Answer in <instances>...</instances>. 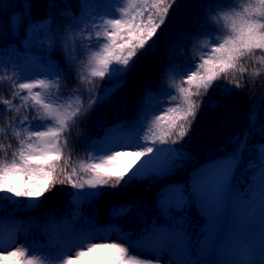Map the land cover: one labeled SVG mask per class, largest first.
I'll return each instance as SVG.
<instances>
[{"label":"snow or ice","instance_id":"obj_1","mask_svg":"<svg viewBox=\"0 0 264 264\" xmlns=\"http://www.w3.org/2000/svg\"><path fill=\"white\" fill-rule=\"evenodd\" d=\"M173 3L175 0H140L138 4H131L133 10L130 11L125 0H117L110 4V11L97 12L95 16L88 10L98 6L82 4L83 14L78 24L86 23L88 28L65 41L68 67L71 70L79 63L78 48L87 49L91 53L84 66L87 75L79 76L80 83L91 85L95 77L115 80L100 95H92L88 90L89 111L123 86L135 59L154 40ZM211 20L218 33L207 38L209 43L203 46L205 50L197 63L185 70L180 84L164 97L159 111L153 113L147 133L121 139L109 134L108 139L103 140L104 146L98 144L86 149L85 160L75 165L72 152L66 154L65 149L71 135L70 126L85 112V99L89 97H81L78 90L62 92L66 77L61 74L63 70L55 67L50 68L44 78H36L25 77L16 68L9 75L7 64H0V82L7 78L11 89V98L4 99L0 95V105L9 115L15 113L7 124L9 135L18 141L10 158L11 143H0V209L17 201H23L27 208L38 207L42 198L57 185L69 186L74 190V197L90 193L87 200L81 201L90 203L102 197L105 188L126 189L133 182L144 181L153 184L175 174L183 162L191 158V153L169 144H181L189 137L192 124L205 103L202 97L222 77L232 85L222 88L225 96L241 88L239 80L234 84L232 80L237 72L241 77L248 73L249 69L240 63L245 58L252 61L256 76L264 67V55H256L257 51L264 53V0L248 6L234 0L233 5L213 11ZM43 23L37 22V27ZM208 106L215 109L219 105L213 102ZM121 148L137 150H119ZM261 157V167H264V152ZM225 161L232 171L235 154ZM214 167L226 168L221 164ZM205 174L197 171L183 186L169 184L158 190L156 203L160 215L155 222L146 224L136 238V241L151 239L150 247L132 243L131 237L124 233L112 239L90 220L86 228L67 224L61 227L55 221H46L38 228L39 240L32 239L16 247L19 229L6 230L2 225L8 218H0V264H161V255L169 256L170 264H245L235 258L203 259L233 242L232 235L223 230L221 212L229 174H222L211 191L204 188ZM131 207L116 206L109 215L118 219L127 215ZM194 207L202 225L193 226L191 222ZM165 209L169 213L167 223ZM8 247L14 250L8 251ZM137 247L151 249L156 258L142 257L134 251ZM258 252L259 264H264V236H261ZM181 255L182 260L178 259Z\"/></svg>","mask_w":264,"mask_h":264},{"label":"trees","instance_id":"obj_2","mask_svg":"<svg viewBox=\"0 0 264 264\" xmlns=\"http://www.w3.org/2000/svg\"><path fill=\"white\" fill-rule=\"evenodd\" d=\"M85 2L98 6L88 10L93 15L108 7L112 0H0V54L8 47L38 49L52 57L59 69L63 70L66 80L65 86L61 88L62 92L78 90L81 97H89L90 90L92 95H98L105 87L115 83V80L95 77L92 78L91 85L80 83L79 76L87 75L84 66L88 62L89 51L77 49L79 63L71 70L65 55L68 51L65 44L67 38L70 35H80L77 18L83 11L82 4ZM256 2L257 0H247L245 3L241 0L243 6L256 5ZM233 4L234 0H175L154 40L135 59L123 86L90 111V97L85 99V112L71 124V135L68 136V147L65 149L66 154L72 152V163L75 165L84 161L88 154L85 150L91 149L97 139L105 136L119 123L147 133L148 126L154 119L153 113L159 111L164 97L180 84L185 70L197 63L198 57L205 50L203 46L209 43L207 38L218 33L211 20L213 11ZM44 18L50 19L51 26L40 43L38 36L43 32H31L30 28ZM256 55L264 53L257 51ZM240 63L249 71L243 77L237 72L232 84L239 80L243 86L233 89L230 96H225L222 88L232 85L223 77L216 81L207 95L202 97L205 103L201 105L200 113L192 124L189 137L181 144H169L191 153V158L184 161L175 174L153 184L144 181L133 182L126 189L105 188L103 196L90 203H81L91 196L90 193L74 197V190L69 186L57 185L42 198L38 207L27 208L23 201H17L0 209V218H8L3 221V225L17 216L28 231L27 242L40 239L38 228L46 221H55L61 227L67 224L86 228L90 220L97 227L118 226L136 239L143 227L155 222L160 215L156 198L162 186H183L202 166L221 157L232 158L234 154L238 165V179H248L253 168L261 167V152H264V67L260 68V74L256 76L251 60L245 58ZM183 86L188 87L187 84ZM10 93L9 81L4 78L0 82V95L9 99ZM213 102L219 105L215 109L208 106ZM14 116L15 113L9 115L4 111V106L0 105V143H11L9 158L11 152L18 147L15 136L8 133L7 122ZM120 205L132 207L127 215L112 219L110 211ZM164 216L167 223V209ZM190 217L193 226L203 224L195 207ZM170 218L174 223L177 222L174 217ZM203 259L227 260L228 256L224 250H217L215 254Z\"/></svg>","mask_w":264,"mask_h":264},{"label":"rangeland","instance_id":"obj_3","mask_svg":"<svg viewBox=\"0 0 264 264\" xmlns=\"http://www.w3.org/2000/svg\"><path fill=\"white\" fill-rule=\"evenodd\" d=\"M115 3H117V0L113 4ZM133 3L138 4L140 3V0H125V6L129 7L130 11L133 10L131 9V4ZM110 10L111 7L106 9V11ZM82 14L83 12L78 16V20L82 17ZM112 14L115 15L116 13ZM41 21L44 23L40 24L39 28L37 27L36 23L31 29H44L46 32V26L49 23V19H44ZM80 25L82 31L87 30L88 25L86 23ZM4 63L7 64L6 71L9 75H12V69L16 68L18 71L23 72L25 77L44 78L46 74H49L50 68H57L51 60H45L39 51H22L16 48H10L2 55L0 64ZM109 134H112L115 139H121L134 138L141 133L135 132L124 125L118 124L110 131ZM108 135L99 139L93 147H96L98 144L100 146H104L105 141L103 140H107ZM119 150L137 149L121 148ZM226 159L230 160L231 158H221L215 163L213 162L214 164L211 163L207 166H204L199 171L201 173H206L202 179L206 191H211L215 182L222 174L225 172L229 174V183L227 184L222 196L223 203L221 212L223 230L226 234L230 233L232 235L233 242L231 245L226 246L223 249H225L227 254H229L230 259L235 258L245 262V264H259L260 255L258 252V247L261 236H264V174L262 168H259L250 176L249 181L247 179L239 181L236 178L235 173L236 162L233 164V169L231 171L229 162L225 161ZM217 164L225 165L226 168L219 169L214 167V165ZM254 226L255 228H252ZM10 229H19L18 238L16 239L15 244L16 247H19L21 244L25 243L24 235L26 231L24 228H21L18 223H14L10 225L9 230ZM102 231L106 232L112 239H118L120 234L124 233L119 231L117 228H111ZM136 243L143 247H150L153 241L149 240L146 242ZM12 250H14L13 247H8V251ZM134 251L147 259L156 258L151 249L137 247L134 249ZM181 256H178V259ZM159 260L161 264H170V258L167 255L159 256Z\"/></svg>","mask_w":264,"mask_h":264}]
</instances>
